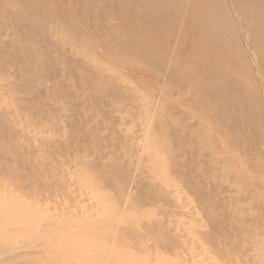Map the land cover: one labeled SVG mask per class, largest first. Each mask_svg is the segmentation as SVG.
<instances>
[{"label": "rangeland", "instance_id": "1", "mask_svg": "<svg viewBox=\"0 0 264 264\" xmlns=\"http://www.w3.org/2000/svg\"><path fill=\"white\" fill-rule=\"evenodd\" d=\"M0 197V264H264V0H0Z\"/></svg>", "mask_w": 264, "mask_h": 264}, {"label": "bare ground", "instance_id": "2", "mask_svg": "<svg viewBox=\"0 0 264 264\" xmlns=\"http://www.w3.org/2000/svg\"><path fill=\"white\" fill-rule=\"evenodd\" d=\"M230 13H231V11H230ZM232 14V13H231ZM134 104V103H133ZM37 113V112H36ZM38 116V115H37ZM64 117V116H63ZM121 117V116H120ZM121 119V118H120ZM6 120V119H5ZM36 120H37V118H36ZM48 120V119H47ZM8 123V122H7ZM72 124V123H71ZM68 126V125H67ZM34 127V126H33ZM16 128V127H15ZM148 129V128H147ZM144 131V130H143ZM147 131V130H146ZM70 132V131H69ZM148 133V132H147ZM69 134H71V133H69ZM41 138V137H40ZM45 138V137H44ZM75 139V138H74ZM36 142V141H35ZM126 142V141H125ZM173 144V143H172ZM26 145V144H25ZM152 145V144H151ZM151 145H150V148H151ZM6 146V145H5ZM153 147V146H152ZM177 147V146H176ZM154 148V147H153ZM110 150V149H109ZM22 151H23V149H22ZM150 151V150H149ZM153 151H154V149H153ZM152 152V151H151ZM23 153V152H22ZM157 153H158V151H157ZM155 154H156V151H155ZM88 155V154H87ZM159 155H160V153H159ZM155 156V155H154ZM254 157V156H253ZM24 158V157H23ZM150 158V157H149ZM158 158V157H157ZM156 158V159H157ZM159 158H160V156H159ZM158 158V159H159ZM151 159V158H150ZM157 159V160H158ZM27 160V159H26ZM154 160V162H155V159H153ZM151 161V160H150ZM54 163V162H53ZM151 164H153L152 162H150ZM150 163H148L149 165H150ZM158 163H159V161H158ZM153 166V165H152ZM163 166V165H162ZM163 168H165V167H163ZM162 168V169H163ZM50 169V168H49ZM165 170V169H164ZM32 173V172H31ZM76 173V172H75ZM163 173H164V171H163ZM162 173V174H163ZM73 174V173H72ZM76 174H78V173H76ZM86 174V173H85ZM78 175H80V174H78ZM81 176V175H80ZM162 176V175H161ZM164 176V175H163ZM64 177V176H63ZM160 177V176H159ZM78 176H77V180H78ZM81 178H83V177H81ZM74 179V178H73ZM85 179V178H84ZM47 180V179H46ZM81 181H82V179H80ZM88 180V179H87ZM172 180V179H171ZM13 181V180H12ZM49 181V180H48ZM51 181V180H50ZM54 181V180H53ZM72 181V180H71ZM73 182V181H72ZM51 183V182H50ZM175 183V182H174ZM47 184V183H46ZM82 184V183H81ZM15 185V184H14ZM84 185V184H83ZM86 186V185H85ZM66 187V186H65ZM88 187V186H87ZM93 187V186H92ZM67 188V187H66ZM90 189H86V188H84V187H79L75 192H74V194L72 195V196H70L69 198H72V199H74V202H75V204H78V203H80V201H85L86 200V198L87 197H89L90 195H96V194H99V190L98 189H93V188H91V187H89ZM64 189V188H63ZM169 191V190H168ZM167 191V192H168ZM184 191V190H183ZM71 192H72V190H71ZM173 194L174 193H176V192H172ZM186 193V192H185ZM211 193V192H210ZM60 194V193H59ZM168 194V193H167ZM179 193L177 192L176 193V195H178ZM64 195V194H63ZM68 195V194H67ZM169 195V194H168ZM9 196V195H8ZM58 196V195H57ZM170 196H171V194H170ZM5 197V196H4ZM65 197V196H64ZM64 197H62V198H64ZM100 196H98V198H99ZM14 198V197H13ZM65 198H67V197H65ZM68 198V199H69ZM97 198V197H96ZM5 199H6V197H5ZM174 199H175V197H174ZM181 199H182V197H181ZM0 200H2V202H3V200H4V198L3 197H0ZM8 200V199H7ZM58 200H60L59 198H58ZM101 200V199H100ZM13 200H11V202H12ZM64 201V200H63ZM97 202H98V199L96 200ZM175 201V200H174ZM58 202V201H57ZM66 202H69V201H66ZM70 202H71V200H70ZM176 202V201H175ZM182 201L180 200V203H181ZM14 203V202H13ZM15 204V203H14ZM66 204V203H65ZM97 205L99 204V203H96ZM100 204H101V202H100ZM177 204V203H176ZM10 205V204H9ZM66 205H68L69 206V204H66ZM86 205V204H85ZM75 206V205H74ZM81 206V205H80ZM180 206H182L181 204H180ZM18 207V206H17ZM88 207H89V205H88ZM100 207V206H99ZM162 207H164V206H162ZM55 208V207H54ZM82 208V207H81ZM82 209H84V208H82ZM91 209V208H90ZM181 209H183L182 207H181ZM71 210V209H70ZM183 210H185V209H183ZM217 210V209H216ZM74 211V210H73ZM96 211H97V209H96ZM247 211V210H246ZM50 212V211H49ZM52 212H54V211H52ZM171 212V211H170ZM183 212V211H182ZM181 212V213H182ZM186 213V211L184 212V214ZM91 214V213H90ZM183 214V213H182ZM50 215H51V213H50ZM87 215V214H86ZM49 216V215H48ZM88 217V216H87ZM50 219V218H49ZM53 219V218H52ZM60 219H62V218H60ZM54 220H56L55 218H54ZM72 220V219H71ZM178 220V219H177ZM79 221H81V220H79ZM84 221V220H83ZM179 221H181V220H179ZM62 222V221H61ZM69 222H70V219H69ZM69 222H66L67 224H69ZM190 222V221H189ZM63 223V222H62ZM170 224V223H169ZM66 228V227H65ZM241 229V228H240ZM84 235H85V233H84ZM78 239V244L77 245H80V246H77V245H75V246H73V250H74V252H72L71 254L72 255H81L83 258H85L84 257V255H85V253L83 252V251H80V250H83L82 249V246H84L86 243H87V239L86 238H84V237H82V236H80V237H78L77 238ZM168 239V238H167ZM184 240V239H183ZM92 242V241H91ZM185 242V241H184ZM221 249V248H220ZM253 252V251H252ZM78 253V254H77ZM158 254V253H157ZM156 254V255H157ZM78 255V256H79ZM149 255H150V253H149ZM148 255V256H149ZM155 256V255H154ZM80 257V256H79ZM159 258L160 256H159V254H158V256H156L155 257V260H156V258ZM169 257V256H168ZM149 258L151 259V257L149 256ZM148 260V259H147ZM187 260H188V258H187ZM149 261V260H148ZM158 261V260H157ZM74 261H72V262H70L69 261V264H80V263H83L84 262V259H80V260H78V262H74ZM156 262V261H155Z\"/></svg>", "mask_w": 264, "mask_h": 264}]
</instances>
